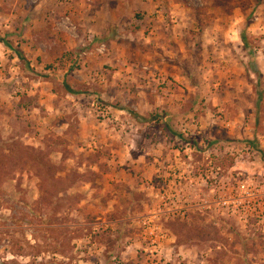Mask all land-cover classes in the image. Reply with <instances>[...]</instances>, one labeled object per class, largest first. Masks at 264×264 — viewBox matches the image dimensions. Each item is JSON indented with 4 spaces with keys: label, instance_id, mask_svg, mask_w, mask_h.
Here are the masks:
<instances>
[{
    "label": "rangeland",
    "instance_id": "1",
    "mask_svg": "<svg viewBox=\"0 0 264 264\" xmlns=\"http://www.w3.org/2000/svg\"><path fill=\"white\" fill-rule=\"evenodd\" d=\"M259 172L264 0H0V264H264Z\"/></svg>",
    "mask_w": 264,
    "mask_h": 264
},
{
    "label": "built area",
    "instance_id": "2",
    "mask_svg": "<svg viewBox=\"0 0 264 264\" xmlns=\"http://www.w3.org/2000/svg\"><path fill=\"white\" fill-rule=\"evenodd\" d=\"M241 174V178L231 183L226 192L212 184V200L208 207L220 209L245 228L254 227L264 234V174Z\"/></svg>",
    "mask_w": 264,
    "mask_h": 264
},
{
    "label": "trees",
    "instance_id": "3",
    "mask_svg": "<svg viewBox=\"0 0 264 264\" xmlns=\"http://www.w3.org/2000/svg\"><path fill=\"white\" fill-rule=\"evenodd\" d=\"M69 88V87H68Z\"/></svg>",
    "mask_w": 264,
    "mask_h": 264
}]
</instances>
